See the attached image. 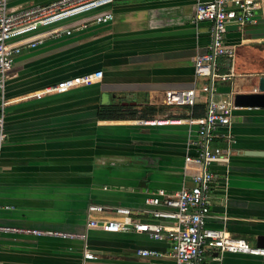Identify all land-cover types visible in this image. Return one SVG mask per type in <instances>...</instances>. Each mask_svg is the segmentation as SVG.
I'll return each mask as SVG.
<instances>
[{
  "label": "crops",
  "instance_id": "crops-1",
  "mask_svg": "<svg viewBox=\"0 0 264 264\" xmlns=\"http://www.w3.org/2000/svg\"><path fill=\"white\" fill-rule=\"evenodd\" d=\"M52 0H9L11 9ZM254 20L227 25L225 41L236 47L233 60L221 57V72L234 67L235 79L251 77L252 89L235 90L218 82L216 92L249 93L264 76V0ZM108 23H88L65 33L69 25L94 12L50 25H39L27 37L41 39L15 57L5 88V130L9 142L0 152V225L62 233H86L85 239L48 234L3 233L0 264H167L170 243L145 232H109L87 228L88 218L124 220L117 206L131 209L136 221L162 222L145 206L147 192L173 193L191 185L183 171L186 138L195 125L166 119L185 117L193 109L168 106L166 90L193 86V64L209 45V25L194 23V0H130L115 2ZM59 31L58 35H53ZM95 69L100 82L42 98L23 94ZM223 70V71H222ZM234 89V90H233ZM197 113L206 100L197 98ZM203 107V108H201ZM120 113L121 119H99L98 111ZM133 117V118H132ZM162 120L164 125L139 126ZM152 121V122H151ZM236 138L228 165L214 163L207 226L245 238L253 246L264 234V108L240 107L231 118ZM91 204L103 206L90 211ZM139 248L160 251L143 257ZM98 253L83 261V250ZM221 264H264V256L211 254Z\"/></svg>",
  "mask_w": 264,
  "mask_h": 264
},
{
  "label": "built area",
  "instance_id": "built-area-1",
  "mask_svg": "<svg viewBox=\"0 0 264 264\" xmlns=\"http://www.w3.org/2000/svg\"><path fill=\"white\" fill-rule=\"evenodd\" d=\"M261 0H194V23L206 22L209 25V45L205 53L197 54L193 64V78H201L200 87L186 90H166L164 102L166 105H184L193 107L201 93H205L206 109L203 115L166 119L176 124L195 125V135L185 140L187 152L184 155L183 171L191 176V185L168 193L163 189L147 192L143 199L145 206H151L149 212L155 218H168L172 225L162 222L136 221L131 218V209L117 206L115 212L123 215L124 220L115 218L101 221L88 218L87 228H98L103 231L145 232L150 239L168 241L170 248L167 254V264H221L220 258L212 256L216 249L219 252L246 253L264 256V247L253 246L245 238L229 235L223 229L207 226L210 206L211 184L215 178L211 166L214 163L228 165L236 142L232 130V114L240 107L234 104V92L218 95V82H229L235 76L232 65L227 72H220L216 63L217 57L233 60L236 47L225 41L227 25L230 22L243 25L254 20V10L262 7ZM114 0H52L44 4H33L22 8L11 9L9 0H0V152L9 142L5 130L4 106L5 88L9 71L15 57L23 47H35L42 40H30L27 36L39 25H50L56 22L94 12L69 25L66 34L82 29L88 23H108L115 15L111 9ZM58 35L59 31H54ZM103 71L95 69L83 75L63 79L55 85L42 90L23 94V98H42L51 93H63L74 87L93 85L101 81ZM230 84V86H231ZM256 91V89H254ZM148 120H138L151 125H164L162 120L153 119L157 123H147ZM152 122V121H151ZM194 164V165H193ZM103 206L91 204L88 212H101ZM3 233L48 234L64 237L85 239L86 233H62L56 231H41L24 229L8 225H0V238ZM136 253L143 257H161L163 254L155 249L139 248ZM98 253L83 250V261L97 260Z\"/></svg>",
  "mask_w": 264,
  "mask_h": 264
},
{
  "label": "water",
  "instance_id": "water-1",
  "mask_svg": "<svg viewBox=\"0 0 264 264\" xmlns=\"http://www.w3.org/2000/svg\"><path fill=\"white\" fill-rule=\"evenodd\" d=\"M234 104L238 107L264 108V76L259 77L256 91L249 93H235ZM137 125L143 127L153 126L151 124H145L144 122H140V124ZM248 154L264 156V152ZM255 245L257 247H264V234L257 235Z\"/></svg>",
  "mask_w": 264,
  "mask_h": 264
},
{
  "label": "rangeland",
  "instance_id": "rangeland-1",
  "mask_svg": "<svg viewBox=\"0 0 264 264\" xmlns=\"http://www.w3.org/2000/svg\"><path fill=\"white\" fill-rule=\"evenodd\" d=\"M224 58V57H223ZM222 59H221V57H217L216 58V63L217 64H219L220 63V61H221ZM218 71H220V69H218ZM223 71V70H222ZM221 72V71H220ZM201 79V78H200ZM201 80H203V79H201ZM253 81V79L251 78V77H248V78H246V77H241V78H237V79H235V81H234V85L235 86H238L239 85V87H235V90L237 89V88H240V89H252L256 84L254 83V82H252ZM200 83H201V81L199 80L198 81V84H197V87L199 88L200 87ZM231 84V83H230ZM232 84V85H233ZM234 90V89H233ZM202 96H203V99H204V97H205V93H202ZM205 100H206V98H205ZM156 119V118H155Z\"/></svg>",
  "mask_w": 264,
  "mask_h": 264
},
{
  "label": "trees",
  "instance_id": "trees-1",
  "mask_svg": "<svg viewBox=\"0 0 264 264\" xmlns=\"http://www.w3.org/2000/svg\"><path fill=\"white\" fill-rule=\"evenodd\" d=\"M115 2H124V1H130V0H114ZM197 106H193V107H189V109H193V113H192V117H198V116H201V115H203V111L202 112H199V113H197L196 111H195V108H196ZM201 108H203V107H201ZM188 116V115H187ZM124 116L122 115V114H120V113H113L111 110H110V112L109 111H106L105 110V112H102L101 110L100 111H98V118L99 119H121V118H123ZM133 118V117H132ZM144 118H146V117H141V119H144ZM148 118H152V117H147L146 119H148Z\"/></svg>",
  "mask_w": 264,
  "mask_h": 264
},
{
  "label": "bare ground",
  "instance_id": "bare-ground-1",
  "mask_svg": "<svg viewBox=\"0 0 264 264\" xmlns=\"http://www.w3.org/2000/svg\"><path fill=\"white\" fill-rule=\"evenodd\" d=\"M194 165V164H193Z\"/></svg>",
  "mask_w": 264,
  "mask_h": 264
}]
</instances>
